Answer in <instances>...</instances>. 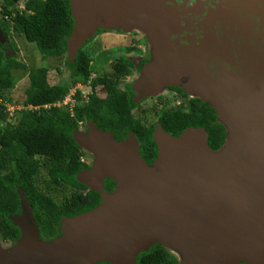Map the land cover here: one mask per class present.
Instances as JSON below:
<instances>
[{
  "label": "water",
  "instance_id": "95a60500",
  "mask_svg": "<svg viewBox=\"0 0 264 264\" xmlns=\"http://www.w3.org/2000/svg\"><path fill=\"white\" fill-rule=\"evenodd\" d=\"M70 3L75 22L71 51L99 28H138L157 43L158 58L139 88L158 90L177 81L178 73L190 72L185 65L179 69L178 63L161 61L173 48L164 44L169 34L184 31L182 7L173 0ZM226 13L222 31L227 40L215 56L220 69L210 67L215 53L200 55L202 63L189 85L215 109L227 132L224 146L213 151L204 128H188L176 138L161 131L154 135L158 158L148 165L133 135L119 142L91 121L88 134L73 132L78 145L94 158L76 179L100 193L101 204L63 218V235L44 241L32 205L19 188L22 211L10 219L21 235L12 249L0 246V264H138V256L156 244L182 255L179 264L263 263L264 55L249 54L245 49L251 47L245 43H231L229 32L244 25L237 19L229 22ZM2 37L0 33L1 42ZM105 179L116 183L114 192H106Z\"/></svg>",
  "mask_w": 264,
  "mask_h": 264
},
{
  "label": "trees",
  "instance_id": "16d2710c",
  "mask_svg": "<svg viewBox=\"0 0 264 264\" xmlns=\"http://www.w3.org/2000/svg\"><path fill=\"white\" fill-rule=\"evenodd\" d=\"M12 5V1L6 0V5L2 7L1 26L4 33H8L7 28L12 25L13 32L35 44L42 55L61 57L67 53L75 27L70 0H26L21 11L13 10ZM9 49V45L0 41V101L5 103L10 101L7 92L18 82L15 70L25 68L16 56L8 55ZM84 49H79L74 58L71 79L73 84L91 85L94 93L88 102L76 104L70 110L59 107L58 104L69 95L70 86L51 84L49 70L36 67L29 72V85L21 104L23 108L18 110L15 123L10 120L14 114L11 116L5 106L0 105L2 241L16 242L21 235L20 229L10 219L22 211L19 188L26 193L41 238L46 241L60 235L59 225L63 218L76 217L101 204L100 193L76 179L81 171L90 168L83 161L82 148L73 136L81 124L93 121L100 130L112 132L117 140L124 139L129 132L140 137L148 132L135 121L129 102L120 96L110 80L98 79L90 84V60ZM101 86H104L105 98L97 94ZM198 106L194 105L188 114L172 115L162 124L175 135H180L188 127H204L209 135L210 148L218 150L225 143V129L216 123L214 109L202 102L201 111ZM150 133L142 153L154 158L156 146ZM105 185L108 191L116 186L111 179H107ZM137 263L179 264L177 257L161 244L141 253Z\"/></svg>",
  "mask_w": 264,
  "mask_h": 264
},
{
  "label": "flooded vegetation",
  "instance_id": "af4514ba",
  "mask_svg": "<svg viewBox=\"0 0 264 264\" xmlns=\"http://www.w3.org/2000/svg\"><path fill=\"white\" fill-rule=\"evenodd\" d=\"M2 1L6 5V0ZM10 1H12L13 3L11 8L14 6V9L21 11V9H19L20 7L16 5L18 0ZM173 1L182 7V13L184 15L182 25L184 27V31L183 33L177 35L169 34L168 40L165 43H160L161 45H163V43H167L166 45H170L171 47H173L166 50L168 58L164 54L165 57H163L161 61L167 65L173 64V62L178 63L182 65L179 67V69L185 65V67H188L187 70L190 71L180 74L178 73V66H175V68H177L176 72L180 77L174 83L158 90H152L153 92L148 90L144 86L141 88L138 87V85L140 84V80L145 77L147 68L151 64H154L158 59L156 51L157 43L152 41L148 34L144 32L141 33V30H139L138 28L128 29L130 30V32H120L118 30L119 28L98 30V32H96L93 37L87 40V44L84 47L86 48L88 47L87 45H89L94 51L98 50V53L96 54L97 57L105 55L104 57L107 58L105 65L103 66L102 64L100 66V70H102L101 73L94 76L90 75V84L93 80H110V83L114 84V86L119 91L120 96L129 102V105L132 108L131 114L135 118V121L146 128V132L148 131L144 136L141 137L139 136V134L136 135L133 132H129L124 139H115L119 142H123L127 140L129 135H133L137 141L141 158L146 161L148 165H152L158 158L159 147L154 139L155 134L157 137L158 134L163 131L168 135L176 138L180 137V135H182V133L186 129L196 128L188 127L180 135H175L172 133V130L169 131V129L167 130L166 127L163 126V121L167 122V119L172 115H180V113L188 114L190 111H192V107H194V105L196 104L197 106L199 105L198 110L200 109L201 111V102L208 104L212 109H214L203 98L192 92L189 85L192 84V82L196 78V65L202 63L200 55L213 52V54L215 53V57L217 56L221 47H225V44H223V42L227 40V37L225 36H228V34L223 33L222 31L224 24L222 18L226 12L227 17H229V22L231 20L235 21L237 19L239 23H242L244 25L242 29L236 28L237 31L234 33L229 32L232 41L231 43L234 44L236 43V41L239 42V45L245 43V46L251 47V49H245V51L249 54L251 51L252 53L255 52L258 55H264V0ZM251 1H253L254 3L252 4ZM208 26L210 27L209 29ZM242 30H247L248 32H244ZM105 37L112 41V45L107 46L106 44H103L104 46L99 47L101 41ZM170 38L171 42H169ZM97 46L99 48H97ZM177 53H180L187 57L177 58L175 57V54L176 56H179L177 55ZM194 54H196V56H193ZM180 62H182V64ZM91 64L92 61L90 60V65ZM210 67L214 70L220 69V61H218L216 57L210 59ZM96 70L98 71V69ZM78 84L81 85L82 83ZM89 87L90 94L88 95L86 102L89 101L90 96L94 93L91 85ZM103 90L104 86H101L97 89V94L100 95L101 98L106 97V94ZM90 122L91 121L87 123V126H89ZM216 123L222 125L219 121L218 115ZM84 131L85 134H88L89 127H85ZM149 133L151 140L155 143L156 146V156L154 158L151 155H143L142 153V147L145 144ZM218 150L213 151L217 152ZM87 155L88 161L84 159L83 161L86 162L91 168L94 162V158L90 156V154ZM106 181L107 179L104 180V188L106 192H114L117 185L112 188V191H108L105 185ZM261 264H264V261Z\"/></svg>",
  "mask_w": 264,
  "mask_h": 264
},
{
  "label": "rangeland",
  "instance_id": "374dc122",
  "mask_svg": "<svg viewBox=\"0 0 264 264\" xmlns=\"http://www.w3.org/2000/svg\"><path fill=\"white\" fill-rule=\"evenodd\" d=\"M24 1L25 0H18L16 4L17 6L20 7L19 9L21 10L24 8ZM4 6H5V3L2 0H0V33L3 34L2 44L9 45L10 49L8 50V55L16 56L17 61L25 66L24 69L15 70V76H17L18 78V82L16 83L13 89L7 92V97L10 98V101L6 103L0 101V105H4L5 108L7 109V112L11 114L14 112V118L10 119L11 122L12 123L16 122L15 118L18 116V110L23 108L21 104L23 102L25 89L29 85L28 75H29V72L33 68H36V67H46L49 70V73H48L49 82L51 84L70 86V92L68 95L70 96V98H68L67 100L68 104L64 105L62 103L60 104L61 105L60 107H63V108L66 107L65 109L68 108L67 110H70L76 104L85 103L88 95L90 94V87L87 85H82V84L80 85L78 83L73 84L72 79H71V70H72V64L74 62V57L76 56L79 49L84 48L86 46L87 44L86 42L89 39H86V40L82 39V42H80L79 46L74 51H71L70 49L71 44L68 45L69 51L71 52L67 51V53L61 57L44 56L40 53L39 49L36 47L35 44L29 43L25 39V37L21 35H16L13 32L12 25H9V27L7 28L8 33H4L2 26H1L2 7ZM12 9L14 10V6L12 7ZM98 30H101V29L99 28ZM118 30L120 32H126V31L130 32V30H124L123 28H119ZM140 32L143 33L142 31ZM111 42H112L111 40L105 37L101 41L99 47L104 46L103 44H106L107 46H111L112 45ZM87 46L88 47H86L84 51L87 57L92 61V64L90 65L91 66V76H94L96 74L101 73L102 70H100L101 69L100 66L102 64L103 66L105 65L107 58L104 57L105 55L97 57L96 54L98 53L97 52L98 50L94 51L89 45ZM99 47L97 46V48ZM96 69H98V71ZM78 94H79V98L77 99ZM219 104L223 106L224 101L222 98ZM85 127L87 128L89 126H87L86 123H84L83 125L81 124L79 131L85 134V131H84ZM82 151H83V159L87 160L88 159L87 154H90V152L86 150L85 148H82ZM59 227H60V235L57 236V238L63 235L62 226L59 225ZM17 242L18 240L16 242L0 240V246L3 251H8L12 249L16 245ZM166 250L170 252L171 254H173L174 256H176L178 259V262H181L182 255L180 256L179 253H176L173 249L167 248Z\"/></svg>",
  "mask_w": 264,
  "mask_h": 264
},
{
  "label": "built area",
  "instance_id": "2783aa9c",
  "mask_svg": "<svg viewBox=\"0 0 264 264\" xmlns=\"http://www.w3.org/2000/svg\"><path fill=\"white\" fill-rule=\"evenodd\" d=\"M68 98H70V96H67L66 97V99L62 102L64 105H67L68 104ZM62 103H60V104H62ZM60 104H58V106L60 107L61 105ZM74 107V106H73ZM73 107L71 108V109H73ZM11 114V113H10ZM14 114V112L11 114V116Z\"/></svg>",
  "mask_w": 264,
  "mask_h": 264
}]
</instances>
